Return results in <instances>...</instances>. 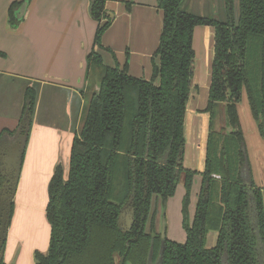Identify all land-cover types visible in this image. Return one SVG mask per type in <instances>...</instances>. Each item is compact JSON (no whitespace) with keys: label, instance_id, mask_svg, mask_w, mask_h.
I'll return each mask as SVG.
<instances>
[{"label":"trees","instance_id":"1","mask_svg":"<svg viewBox=\"0 0 264 264\" xmlns=\"http://www.w3.org/2000/svg\"><path fill=\"white\" fill-rule=\"evenodd\" d=\"M105 1L90 0V15L98 22L94 45L111 21ZM185 1L157 0L163 20L149 79L130 76L126 63L122 68L104 65L93 50L86 56V99L67 172L59 163L48 184L49 245L46 252H33L35 264H147L149 252L152 263L161 256V264H264V188L250 177L237 111L245 94L264 139V0H221L223 19L193 13ZM23 2L11 3L10 21H17L14 11ZM103 18L107 20L101 23ZM197 25L214 27L215 35L205 167L188 222L197 172L182 164L183 121ZM36 97L35 87L25 89L24 145ZM20 124L3 129L0 140L15 136ZM180 182L185 189L184 242L162 239L158 229L159 208L164 210ZM129 201L134 219L123 231L117 221ZM210 230L217 236L214 245L206 247ZM0 264H5L2 255Z\"/></svg>","mask_w":264,"mask_h":264},{"label":"crops","instance_id":"2","mask_svg":"<svg viewBox=\"0 0 264 264\" xmlns=\"http://www.w3.org/2000/svg\"><path fill=\"white\" fill-rule=\"evenodd\" d=\"M13 1L17 0H0V132L14 130L21 122L27 87H35L37 97L22 152L2 257L5 264H35L33 252H46L49 245L50 226L45 217L48 184L59 163L67 172L72 139L86 99L89 85L85 79L86 56L93 50L99 53L104 65L122 68L126 63L130 76L149 79L163 11L157 6V0H106V16L111 21L101 35L100 43L94 45L98 22L90 15V0H24L23 8L18 10L24 2L14 11L15 22L8 18ZM190 4L191 0L185 1L188 10ZM106 20L102 19L101 23ZM214 35V27L210 25H197L192 34L194 62L183 121L182 160L185 168L197 172L191 186L190 221L206 160L210 126L206 107ZM243 100L248 105L246 96ZM251 125L260 139L254 120ZM16 135L1 139L9 142L4 151H9ZM260 146L264 149L262 141ZM180 185L182 197L174 201ZM184 193L183 183H178L175 196L167 200L166 237L170 234L178 238L175 234ZM190 206L193 208L191 213ZM165 214L159 208L158 229ZM213 232L211 240L215 243L217 233ZM168 239L172 240L171 237Z\"/></svg>","mask_w":264,"mask_h":264},{"label":"water","instance_id":"3","mask_svg":"<svg viewBox=\"0 0 264 264\" xmlns=\"http://www.w3.org/2000/svg\"><path fill=\"white\" fill-rule=\"evenodd\" d=\"M24 2L18 10L23 8ZM18 14V12H16ZM20 19V17L18 16ZM28 128L27 118H23L20 127L17 130L16 140L9 148V151H4L6 145L9 144L7 139L0 141V176L6 179L0 190V255L3 254V244L7 235V228L10 222L11 205L15 188L19 178V170L21 167L20 156L24 149L25 133ZM134 209L132 202L129 201L118 216L117 224L123 230H129L133 224ZM161 238L166 237V222L165 215L161 217ZM151 252H149L147 264H161V256L158 257L155 263H152Z\"/></svg>","mask_w":264,"mask_h":264},{"label":"rangeland","instance_id":"4","mask_svg":"<svg viewBox=\"0 0 264 264\" xmlns=\"http://www.w3.org/2000/svg\"><path fill=\"white\" fill-rule=\"evenodd\" d=\"M190 11L196 14H204V15H213L215 18L218 19H223L224 13L221 9V3L220 0H191V4L189 7ZM243 97L245 98V95L241 96L240 99V104H237V111H238V116H239V123L240 127H242V131L244 134V144L246 148V153L248 157V171L250 174V177L254 181V183L262 188H264V149L261 148L260 144L261 141L264 143V140L262 138H258L255 134L254 129L252 128V116L250 115L249 107L246 105V102L243 100ZM238 102V103H239ZM239 105V106H238ZM246 105V106H245ZM255 122V121H254ZM251 123V124H250ZM255 135H253V134ZM261 140V141H260ZM181 184V182H180ZM181 187H178L177 195L174 199L177 200V198L180 197L182 194V185ZM191 195V191H190ZM175 195H172L173 197ZM182 197V196H181ZM180 197V198H181ZM179 198V199H180ZM190 198V197H189ZM180 203V201H178ZM190 204V201H189ZM189 204H188V222L190 221V216H189ZM167 207H169L168 203H165L164 214L166 215L165 217V222H166V230L168 227V216H167ZM181 207H182V201H181ZM193 211L192 206H190V213ZM182 212V211H181ZM181 214V218L179 221V225L176 231L175 235H178V238H174L170 234H167L171 237L172 240L177 241V242H184V236L185 234V228H184V222H183V215ZM161 229V226L159 227ZM160 231V230H159ZM212 234L214 232L212 230L208 231L206 236H205V246L210 247V245H214L212 243ZM168 237V238H170ZM178 239V240H176Z\"/></svg>","mask_w":264,"mask_h":264},{"label":"flooded vegetation","instance_id":"5","mask_svg":"<svg viewBox=\"0 0 264 264\" xmlns=\"http://www.w3.org/2000/svg\"><path fill=\"white\" fill-rule=\"evenodd\" d=\"M104 19V18H103ZM107 19V18H106ZM101 22H102V20H101ZM250 109V108H249ZM250 113H251V111H250ZM252 116V115H251ZM253 118V117H252ZM254 120V119H253ZM22 121V120H21ZM255 121V120H254ZM256 123V122H255ZM256 126H257V124H256ZM258 130V129H257ZM259 133V132H258ZM244 136V135H243ZM259 136H260V134H259ZM261 137V136H260ZM262 138V137H261ZM263 139V138H262ZM264 140V139H263ZM244 148H245V146H244ZM245 151H246V148H245ZM249 164V163H248ZM242 175H243V177L244 178H247V176H248V171H247V169L245 170H243V173H242ZM215 177H217L216 175H214ZM6 181V179L5 178H3L2 176H0V190H1V188H2V184L4 183ZM245 184L246 185H248V182L246 181L245 182ZM161 226V225H160ZM5 242V241H4ZM3 247H4V244H3Z\"/></svg>","mask_w":264,"mask_h":264}]
</instances>
